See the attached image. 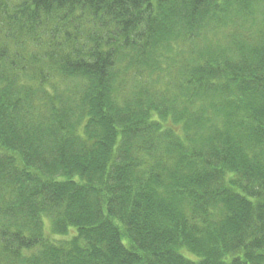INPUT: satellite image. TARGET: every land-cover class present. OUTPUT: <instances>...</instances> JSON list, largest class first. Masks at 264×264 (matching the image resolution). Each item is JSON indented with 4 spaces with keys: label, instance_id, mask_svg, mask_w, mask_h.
Listing matches in <instances>:
<instances>
[{
    "label": "trees",
    "instance_id": "obj_1",
    "mask_svg": "<svg viewBox=\"0 0 264 264\" xmlns=\"http://www.w3.org/2000/svg\"><path fill=\"white\" fill-rule=\"evenodd\" d=\"M263 18L0 0V264H264Z\"/></svg>",
    "mask_w": 264,
    "mask_h": 264
},
{
    "label": "rangeland",
    "instance_id": "obj_2",
    "mask_svg": "<svg viewBox=\"0 0 264 264\" xmlns=\"http://www.w3.org/2000/svg\"><path fill=\"white\" fill-rule=\"evenodd\" d=\"M263 20H264V18L259 22V25H261V23L263 22ZM167 80H162V78H161V76H159V81H158V85L159 86H164V84H165V82H166ZM56 238H58V239H67L68 237H61V236H57Z\"/></svg>",
    "mask_w": 264,
    "mask_h": 264
}]
</instances>
